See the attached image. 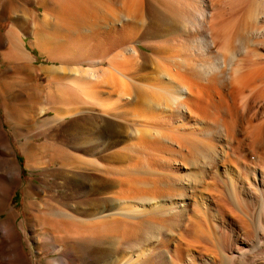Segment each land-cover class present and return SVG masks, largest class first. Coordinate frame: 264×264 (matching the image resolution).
<instances>
[{"label": "bare ground", "instance_id": "bare-ground-1", "mask_svg": "<svg viewBox=\"0 0 264 264\" xmlns=\"http://www.w3.org/2000/svg\"><path fill=\"white\" fill-rule=\"evenodd\" d=\"M1 7L12 22L0 37L6 46L0 63L7 58L35 79L45 72L49 89L70 64L90 65L70 67L81 92L70 94L68 102L53 101L44 113L53 111L55 118L79 102L85 109L111 99L113 108L123 112L117 119L125 113L137 116V149L149 165L128 172L103 164L87 173L94 195L119 186L108 191L115 197L111 206L98 210L93 194L70 203L48 183L26 185L28 218L32 221L38 212L46 216L38 217L44 220L38 231L36 223L29 224L32 236L41 242L51 239L47 251H70L81 264L86 256L96 259L94 248L108 240L110 247H100L104 257L132 252L114 264H231L238 255L264 246V0H0ZM25 35H31V46L50 50L48 56L59 64H33ZM36 81L34 94L41 89ZM103 93L113 97L107 100ZM0 98L3 104L11 98L1 81ZM90 106L85 110L93 111ZM5 107L0 108V215L9 210L0 220V264H41L42 258L26 250L24 221H18L12 206L23 174L7 127L15 131L19 122L13 127L12 111ZM114 144L100 141L96 147L103 153ZM65 153L59 144L54 155L63 159ZM59 176L68 183L78 174L66 168ZM218 180L241 212L236 220L238 209L230 208L233 215L226 222L233 227L227 231L234 243L216 222V210L226 213L220 208L226 210L232 199L226 193L227 206H222ZM35 189L48 191L38 212ZM66 257L62 262L69 264Z\"/></svg>", "mask_w": 264, "mask_h": 264}, {"label": "rangeland", "instance_id": "rangeland-1", "mask_svg": "<svg viewBox=\"0 0 264 264\" xmlns=\"http://www.w3.org/2000/svg\"><path fill=\"white\" fill-rule=\"evenodd\" d=\"M12 1L19 2L20 0H12ZM2 8L3 7H1L0 9V37L6 36V33L12 22L9 19L11 17L5 14L4 9ZM37 10L39 12L41 11V9L38 8ZM24 38L26 40V45L28 47L27 52L29 53L31 57L30 60L32 61L33 64L35 63L37 66H42V67L54 66L59 64L57 61L52 60L48 56L50 50H47L48 53L47 51L43 53L40 51L38 47L31 46L30 44L31 35H25ZM3 42L4 40L2 39L0 41V51L6 48ZM141 45L142 44H140L139 46L141 47L142 50H144L145 49L144 46ZM25 61L27 60H22V62ZM13 63L14 62L9 61V59L7 58L3 59V61H1L0 63V71L2 70L0 72V81L3 83V89L4 92H6L7 96L11 95V98L8 100V102L6 104L4 103L5 105L3 104V100L0 98V108L1 111L3 112L4 108H6L5 106L7 105V108L12 111L11 123L13 124V127L19 122L17 124V127L16 126L14 127L15 131H13L8 124L7 127L9 128L8 134L13 144L14 150L18 154L22 168V174H23L22 183L18 186L17 191L13 196V202H12V206L19 212L18 221L19 222H22V220L24 221V227L26 232L23 231V229H21V238L24 239L26 243V250L28 251L30 256H33L34 258H39V257L42 258V259H38L39 263L41 262V264L43 263V261H44L43 264H47V262L49 261L51 262L52 260L54 261L55 264H57L56 262H58V264H64L62 262L63 255L64 257L67 256L66 258L69 261V264H77L76 256H73L74 254L70 253V251L67 252V254L62 253V251L54 252L52 250L55 247H51L50 248L51 250L47 251L48 246L51 245L50 243L51 239L48 238L49 239L48 241L44 240L43 242H41L36 238H33L32 236L33 231L29 224L32 222L36 223V225L38 226L36 231H38V229L40 230V226H41L40 224L44 220H42V222L39 221L46 216L45 213L38 212L37 209L40 208L41 204L45 202L46 194L48 193V191L46 190L45 192L44 191L42 192L35 189V197L37 198L35 202V206H36L35 211L40 213L38 216L40 220L38 217H33L34 219L31 221V219L28 217L32 215H30V213L26 212V210L24 209V204L26 202L24 196V188L26 185L30 183L42 185V186H46L48 183L50 189H52L53 191L57 189L56 192L54 191L55 194L62 195L60 194L62 192L64 195L62 196L63 197L67 196L68 198L67 197L65 198H67L70 203L82 202L84 198H88L89 195L92 196L93 194L92 197H96L95 199L97 200L96 204L99 205L97 207H94L93 209L98 210L105 206H111L109 201L115 200V197L112 196L113 194L111 195L110 193H108V191H113L114 189L119 188V186L118 185L108 186L109 188L104 187L103 190L104 189L106 191L108 190L107 192H105L104 194H100L96 192L94 195L93 193L95 191L94 186L92 183H90V181H88V179L85 176L87 175V173L89 174L90 172L95 173V170L100 169L99 167L103 164H112L115 165L117 168L121 169L122 171H128V172L133 168H134L133 169L134 172H137L140 169L142 171L143 168H145L143 171L148 169L149 165L147 162V157L143 154H139L137 149L136 141H138V134L136 133V127H137L136 124L139 122H135L134 118H137V116L136 115L132 116L130 113L129 114L125 113L126 116L128 115L127 117L124 114L120 119H117L119 118V116L116 117V115L123 114L122 109L113 108L114 107V105L112 104L113 100L109 99L111 98V96L113 97V95L110 96L108 93H103L102 95L104 98H107V100L109 99V101L111 102L110 104H112L113 106L111 105L110 107H108L110 104L103 105L99 103H96L97 106L95 103L94 104L90 103L93 104L92 106H90L89 103H88L89 105H86L85 103L86 108L90 106L89 108L93 109V111L92 110L87 111L85 110L86 108L84 109V106H81L83 102H79V104L77 105L75 104L74 108L70 109V111L64 112V114L61 113L59 117L54 118L53 111H51L50 113H46V112L44 113L45 106L53 105V101L54 104H56L57 102L59 103L62 100L68 102V98L70 94L78 95L81 92L80 90L81 88L79 87L81 82L77 83V81L75 80L76 75H74V72L72 73V71H70V67L82 66L88 68L90 67V65L86 63L70 64L65 70H62L61 72V74H63L64 76L63 79H59L58 81H53V83L51 82L50 84L51 89L44 86L47 82V76H46L47 74L45 72L37 73L36 79L38 80V84L40 85L41 89L38 94H34L31 92L33 85L37 82L34 76L28 75V73H26L23 69L18 68ZM104 66L108 67L107 63H105ZM6 68L9 71L6 70ZM148 70L151 71L152 68H148ZM7 92H9V94ZM102 107L106 108L107 110H105ZM98 114L100 115V117ZM102 117H104L105 120L99 119ZM3 118L5 119L4 114H3ZM118 125L122 126L121 127L122 131H119L118 128L115 127ZM17 131H19V133ZM100 141L105 142L106 145L108 142H113L115 144L112 147L108 148V150L106 149V151L101 153V146L96 147V145H98V142ZM22 144H24L25 149L23 148ZM59 144L60 145L62 144V146L65 147L66 153L63 158V159L66 158L65 160L61 159L62 157H58L54 155V154L58 155ZM125 145L129 147V150L125 148L126 147ZM35 150H37L38 152H35ZM25 151H27L26 153H28V155L25 153ZM102 155L105 157L104 159L102 158L103 157ZM66 168L69 169L72 173L78 174V177L76 178L73 177L69 178L68 183H64V179L59 176V172L62 169H66ZM218 182H219L218 186H220L218 188H220L221 191L220 189L217 190V192L219 191L217 195L220 196L219 193L222 192L221 193L222 199L219 197L221 202V200H223V196H225V194L227 193L228 197L225 196L224 201H222V206H227L226 204L225 205L223 204L225 201H227V198H229L230 192L229 190L225 189V187L222 185L223 183L220 184L219 180ZM55 185H57L58 187L56 186L57 187L56 188ZM214 191H216V189ZM214 191H213V194L215 193L214 197L217 198L218 196H215L216 192ZM231 196L232 195H230V197ZM233 198L234 197L232 196V199L231 198L228 199L227 203L229 202L230 203L228 204L226 210L223 207L219 206L221 207L220 208L221 211L224 210L228 214L224 213L223 211H222L223 213H219L216 210V215H215V217L217 218L216 222L219 221L218 224L220 225L222 224L220 227L221 229H219V231L223 229L225 231L223 235L227 234L224 237L227 239V236L230 237L232 235L229 239H227L229 240V242L234 241L233 238L234 235L232 233H228L230 228H231V232H233L232 229L233 227L232 225H229L230 224L229 222L228 224L226 222L228 221L227 219L231 218V214L234 212L233 208L235 210L238 209L237 207H234L236 205L235 203L236 200ZM232 201H234V203ZM125 203L131 204V202L129 201H126ZM84 204L85 203H83V205ZM256 205L258 206V202ZM230 208H232L231 209L233 211L232 213L231 210H229ZM7 210L0 215V220L7 215L8 213ZM238 212L239 209L238 211L236 210L234 212L235 214H239V216H237L238 217L237 219L236 216L234 217L236 220H239L241 214V212L239 213ZM223 225L225 226L223 227ZM29 240H30V244H27ZM193 241L195 243L196 240ZM41 243L43 245H42V251L40 252ZM109 244H110L109 241L105 240L100 245V247H110ZM100 247L94 248L96 250H94L93 254L96 259H92L93 257L86 256L84 260L81 262V264H91L95 261H98L97 264H114L115 260L124 257H129L130 255H132L130 254L132 253L130 251H122L121 253H116L114 255L108 254L104 257L102 255L104 252L100 253L101 251ZM102 250L104 251V249ZM115 252L116 249L114 248L112 253ZM263 261H264V246H262V248L259 249V251L257 252L251 251L245 255L242 254L238 255L233 261H231V264H261Z\"/></svg>", "mask_w": 264, "mask_h": 264}]
</instances>
